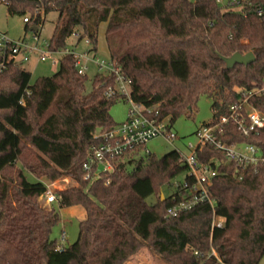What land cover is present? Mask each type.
<instances>
[{
	"label": "trees",
	"instance_id": "trees-1",
	"mask_svg": "<svg viewBox=\"0 0 264 264\" xmlns=\"http://www.w3.org/2000/svg\"><path fill=\"white\" fill-rule=\"evenodd\" d=\"M218 0H0L10 15L26 18L27 27L44 25L59 13L50 41L55 51L79 35L97 51L98 29L106 23L110 58L132 80V100L155 107L171 125L193 117L201 97L213 100V119L230 115L244 93L264 85V0H239L234 12ZM38 12V15L35 13ZM253 53L248 66L227 69L224 59ZM88 75L65 55L51 77L32 83L31 74L11 66L0 76V264H130L148 244L169 264H201L195 253L212 249L227 264H260L264 259V165L240 179L233 166H219L209 189L215 208L201 205L167 218L170 199L162 190L187 173L174 150L158 159L137 153L94 182L84 179L83 164L98 131L117 124L111 116L119 98L108 99L113 85L97 73L87 91ZM29 93V94H28ZM23 101L24 104H21ZM250 105L264 114V94ZM222 140L247 143L264 153V129L245 138L232 122ZM138 155V156H137ZM199 162L222 159L205 146ZM27 173L38 181L30 182ZM70 177L77 185L55 191L59 209L81 207L77 241L61 247L52 239L60 214L40 198L48 186ZM155 197V202L147 200ZM225 219L212 228L213 216Z\"/></svg>",
	"mask_w": 264,
	"mask_h": 264
},
{
	"label": "built area",
	"instance_id": "built-area-1",
	"mask_svg": "<svg viewBox=\"0 0 264 264\" xmlns=\"http://www.w3.org/2000/svg\"><path fill=\"white\" fill-rule=\"evenodd\" d=\"M218 2L224 4L223 0ZM239 3V0L229 1L231 6L239 5ZM35 15H38V12ZM29 21L30 17L24 18L25 24ZM74 36L79 39V35ZM85 40L90 45V41ZM52 47L51 42L41 41L37 34L34 35L33 42H27L12 40L7 34L0 32V76L11 66L23 67L34 56L39 62H46L49 57L59 53ZM65 55L75 57L79 75H87L89 61L97 67L99 74L113 80V85L105 90L106 98H119L130 103L128 117L124 123L110 131H98L94 135L96 144L90 149L87 161L83 164L86 181L94 182L103 174L114 172L119 162H125L139 151H144L146 145L152 140L164 138L168 142H174L178 139L168 119H162L155 107H145L132 100V80L114 61L100 60L95 55L88 59V54L77 55L74 51H65L63 57ZM261 94H264V85L257 90L244 93L242 100L231 106L228 117H223L216 123L204 125L198 130L196 134L198 145L190 144L188 147L191 151L190 155L184 157L187 173L181 182L176 180L173 182L172 187L175 191L169 198L167 218H177L201 205H209L214 209L216 201L210 196L209 189L213 179L219 174V166H233L235 176L241 179L245 173H256L264 165V153L258 147L247 143L230 145L222 140L225 128L230 122L237 126L245 138L257 135L264 129V114L254 109L249 103L253 96ZM21 104H24L23 101ZM205 146L219 152L222 159H211L207 164L199 162L197 151ZM146 154L150 156L149 153L146 152ZM40 200L51 206L56 203L55 193L48 187L47 193ZM224 225L225 219L214 214L212 228L221 229ZM195 254L201 258V264H227L213 249L208 254L198 252Z\"/></svg>",
	"mask_w": 264,
	"mask_h": 264
},
{
	"label": "rangeland",
	"instance_id": "rangeland-1",
	"mask_svg": "<svg viewBox=\"0 0 264 264\" xmlns=\"http://www.w3.org/2000/svg\"><path fill=\"white\" fill-rule=\"evenodd\" d=\"M224 5L227 4V0H223ZM232 11L241 12V7L239 5L232 6ZM27 15L26 17H29ZM59 21V13L50 12L46 15L45 23L39 26L38 34L31 30L34 27L30 24L28 27L24 23V17L19 15H10L7 11L6 6L0 3V32H3L9 36L10 39L15 41L25 40L27 42H33V37L37 34L41 41L50 42L53 38V34L57 26H61ZM106 23H102L98 29V41H97V51L95 53H89L91 46L86 43L83 39L81 42L77 43V38L71 36L66 41V50L61 49L59 53L49 57L46 62L41 63L38 61L37 57L34 56L29 63L23 65V69L28 71L32 76V83H34L39 78L51 77L59 70L60 60L63 57L65 51H74L77 55L88 54V59L95 55L100 60L109 61L110 52L106 42L105 32ZM55 61V63H54ZM89 66V71L87 72L89 82L87 83V91H91V81L98 73L97 67H95L89 61L87 62ZM213 100L203 96L201 97L197 109L193 114V117H181L172 125L173 132L177 135L178 139L174 142H168L164 138H157L150 141L144 151H139V157H148L146 154L149 153L150 156H154L158 159L164 157L168 153L177 150L183 157H188L190 155L189 145L197 146L199 141L197 138V132L205 124H208L213 119L212 111ZM130 109V103L128 101L122 100L118 102L111 110V116L117 125L124 123L127 120L128 113ZM170 122V119H168ZM171 124V123H170ZM27 177L30 182L38 181L31 174L27 173ZM184 175L179 176L176 181H182ZM41 181L45 182L52 192L65 190L70 187H74L77 183L70 177H63L57 183H49L45 178H40ZM55 184V185H54ZM175 189L174 187H165L162 190V194L165 198H170ZM39 202L47 208L54 207L60 214V221L54 227L52 233V239L57 241V244L61 247H68L74 244L79 235V223L84 220L85 211L81 207H71L59 209L57 204L49 206L44 203V201L39 200ZM147 202L149 204L155 202V197H150ZM130 264H169L162 257L158 256L148 244L133 257ZM264 264V259L260 262Z\"/></svg>",
	"mask_w": 264,
	"mask_h": 264
},
{
	"label": "water",
	"instance_id": "water-1",
	"mask_svg": "<svg viewBox=\"0 0 264 264\" xmlns=\"http://www.w3.org/2000/svg\"><path fill=\"white\" fill-rule=\"evenodd\" d=\"M31 30L36 32L37 28L31 29ZM254 61H255V56L253 53H248L246 55L236 53L232 57L224 59V62L226 64V68L229 70L233 69L236 65L248 66L249 64H251ZM161 197H162V201H164L165 197L163 194H161Z\"/></svg>",
	"mask_w": 264,
	"mask_h": 264
},
{
	"label": "crops",
	"instance_id": "crops-1",
	"mask_svg": "<svg viewBox=\"0 0 264 264\" xmlns=\"http://www.w3.org/2000/svg\"><path fill=\"white\" fill-rule=\"evenodd\" d=\"M57 183V182H56ZM55 185V184H54ZM84 218H85V214H84Z\"/></svg>",
	"mask_w": 264,
	"mask_h": 264
}]
</instances>
